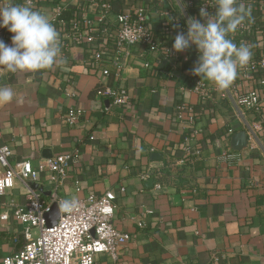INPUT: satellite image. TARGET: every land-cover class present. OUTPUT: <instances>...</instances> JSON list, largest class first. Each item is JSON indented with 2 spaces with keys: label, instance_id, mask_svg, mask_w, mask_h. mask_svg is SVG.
Masks as SVG:
<instances>
[{
  "label": "crops",
  "instance_id": "1",
  "mask_svg": "<svg viewBox=\"0 0 264 264\" xmlns=\"http://www.w3.org/2000/svg\"><path fill=\"white\" fill-rule=\"evenodd\" d=\"M213 1L207 29L200 31L201 17L185 0H115L113 13H126L132 4L148 8L153 32L165 41L162 48L173 44L174 33L161 37L168 23L164 14L170 12L178 19L175 34L182 33L188 46L159 64L160 53L133 48L117 58L125 61L119 77L111 66L104 78L90 70L82 46L65 48L58 27L29 25V13L10 11L0 0V31L11 38L0 47V146L11 148V163L29 161L34 168L44 159L78 151L59 196L70 201L109 191L116 195L113 226L131 236L117 264H264V91L255 77L240 79L237 57L223 46L249 10L258 24L253 46L257 53L264 49V0L262 9H249L247 0ZM65 4L61 18L68 21L75 3ZM33 19L41 20L40 15ZM109 20L115 25L114 14ZM44 31L52 35L43 41ZM48 46L52 51L45 55ZM222 55L226 65L218 76L213 64ZM145 63L151 67L143 69ZM196 81L210 89L204 102L189 91ZM104 86L125 88L128 104L102 98L98 91ZM252 90L261 95L259 114L236 105L239 95ZM180 104L192 109L193 125L176 119ZM69 108L83 111L73 127L62 120ZM239 132L248 136L247 148L236 152L230 138ZM167 165L176 175L149 189L141 173ZM34 184L49 200L47 176L40 174ZM25 202V190L16 183L0 196V217L11 216ZM25 244L12 218L0 220V261ZM97 260L105 263L102 256Z\"/></svg>",
  "mask_w": 264,
  "mask_h": 264
},
{
  "label": "built area",
  "instance_id": "2",
  "mask_svg": "<svg viewBox=\"0 0 264 264\" xmlns=\"http://www.w3.org/2000/svg\"><path fill=\"white\" fill-rule=\"evenodd\" d=\"M8 10L20 9L29 13V19L25 22L29 25H43L58 27L65 37V48L71 45H81L86 53V61L90 70L97 71L100 76L107 78L110 75L111 66L119 71L123 63H118L117 58L121 54H128L131 49L145 47L148 55L160 53L156 64L173 57L175 49H186L187 39L182 33L175 34L178 19L165 13L167 22L162 25L161 37L174 33L173 44L165 43L155 35L150 26L149 11L144 5L132 4L126 13H113L115 0H72L74 10L70 20H63L61 15L66 10L65 0H4ZM239 1V0H236ZM260 1V2H259ZM247 0L250 8L263 7L261 0ZM47 5L46 7L43 5ZM196 4H198L196 6ZM185 6L196 9L201 17L200 31H205V19L215 9L213 0H185ZM114 14L115 25L111 24L110 17ZM40 15L41 20L35 21L34 16ZM258 24L253 14L247 10L242 14L232 35L223 38L224 52L237 58V73L241 80H248L251 76L257 80V87L264 91V49L258 53L253 46L251 35L257 29ZM183 31V28L181 29ZM49 34V35H48ZM40 39L47 40L50 32L44 31ZM10 35L0 31V47L5 41H10ZM216 34L210 33V39H215ZM38 37V40H40ZM236 39H240L236 42ZM39 44H36L38 46ZM39 50H42L38 46ZM50 46L46 52H51ZM226 56L219 57L213 64V72L216 75L224 73ZM151 65L145 63L143 69H149ZM195 76V74H193ZM181 92L188 90L186 87L179 89ZM195 93L201 102L210 96V89L200 81H196L189 91ZM259 90H252L236 99V105L245 108V111H253L259 114L261 110V95ZM98 95L111 99L116 106L128 104L129 97L125 88L104 86L99 89ZM242 117L243 113H239ZM83 116V111L78 108H69L63 115V123L67 127H73ZM178 121L185 119L189 125H193L195 117L190 107L180 104L175 109ZM93 138L90 137V140ZM78 151L69 154L58 155L50 159L42 160L36 168L29 161L11 163V148L7 145L0 146V196H5L19 183L25 190V204L14 208L12 215L2 214L0 220L7 222L12 218L21 227L26 240L24 247L9 256L4 257L0 264H117L121 249L130 242L131 236L117 230L113 226L116 195L106 192L100 196L87 195L82 199L67 201L59 196V190L67 177L70 164L75 163ZM171 166L164 170L148 168L143 171L140 178L143 181L150 180L153 176L160 178ZM40 174H45L51 186L49 200H45L42 194L31 187ZM155 189L160 184H154ZM79 191V188H76ZM123 189H121V192ZM55 203L59 209V219L56 225L47 228L44 215L49 212L51 204ZM147 213H151L148 211ZM142 229L143 223H137ZM36 231V237L32 231ZM98 256L105 258V263H99Z\"/></svg>",
  "mask_w": 264,
  "mask_h": 264
},
{
  "label": "water",
  "instance_id": "3",
  "mask_svg": "<svg viewBox=\"0 0 264 264\" xmlns=\"http://www.w3.org/2000/svg\"><path fill=\"white\" fill-rule=\"evenodd\" d=\"M247 141H248V136L246 135L245 132H239L232 135L230 138V145L232 150L236 152L242 151L243 149L247 148ZM32 188L41 192V188L35 184L32 185ZM58 219H59V209L58 206L55 203H53L49 208V212L44 215L45 226L47 228H51L55 226Z\"/></svg>",
  "mask_w": 264,
  "mask_h": 264
},
{
  "label": "trees",
  "instance_id": "4",
  "mask_svg": "<svg viewBox=\"0 0 264 264\" xmlns=\"http://www.w3.org/2000/svg\"><path fill=\"white\" fill-rule=\"evenodd\" d=\"M3 33H5L6 34V32L5 31H3ZM9 39H11V38H9ZM76 46H78V47H81V45H76ZM82 48V47H81ZM256 50V49H255ZM168 177H169V172L167 171V172H165V175L164 176H162V177H160V178H156V177H152L149 181H150V187H149V189H151V188H153V186H154V184H164L166 181H167V179H168Z\"/></svg>",
  "mask_w": 264,
  "mask_h": 264
}]
</instances>
